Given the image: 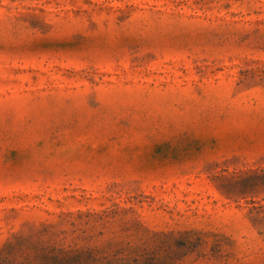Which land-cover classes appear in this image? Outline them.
Instances as JSON below:
<instances>
[{"label":"rangeland","instance_id":"rangeland-1","mask_svg":"<svg viewBox=\"0 0 264 264\" xmlns=\"http://www.w3.org/2000/svg\"><path fill=\"white\" fill-rule=\"evenodd\" d=\"M55 254L264 264V0H0V262Z\"/></svg>","mask_w":264,"mask_h":264},{"label":"trees","instance_id":"trees-1","mask_svg":"<svg viewBox=\"0 0 264 264\" xmlns=\"http://www.w3.org/2000/svg\"><path fill=\"white\" fill-rule=\"evenodd\" d=\"M262 212L261 209H258L257 210V214ZM58 253H64V252H61V250L57 251ZM66 257H60L58 256V254H55V255H52L50 258H49V262L50 264H65L66 261H68L67 259H65ZM7 263V259L6 258H3L2 261L0 262V264H6Z\"/></svg>","mask_w":264,"mask_h":264}]
</instances>
